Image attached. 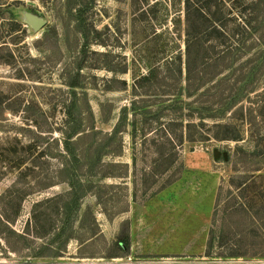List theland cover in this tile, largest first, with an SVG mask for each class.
I'll return each instance as SVG.
<instances>
[{"label":"rangeland","instance_id":"rangeland-1","mask_svg":"<svg viewBox=\"0 0 264 264\" xmlns=\"http://www.w3.org/2000/svg\"><path fill=\"white\" fill-rule=\"evenodd\" d=\"M4 1L0 264H264V25L224 14L186 90L184 0Z\"/></svg>","mask_w":264,"mask_h":264},{"label":"trees","instance_id":"trees-1","mask_svg":"<svg viewBox=\"0 0 264 264\" xmlns=\"http://www.w3.org/2000/svg\"><path fill=\"white\" fill-rule=\"evenodd\" d=\"M232 4H228L227 0H184V10H185V33H186V44H187V58H188V64L186 67V90L190 89L191 87V82H192V74H197V78L198 80H205L208 82L212 81L211 79L221 75L225 69H228L229 66L227 68H223V70L217 72L216 74L209 75V73H207V69L205 68L203 70V66L201 64V69L194 71L193 73V68L191 67V64H189L190 62V56H191V48L193 46H197L198 50L203 47L202 41H201V34L207 33V29L212 28L214 30H212L211 33H220V31H218V29H222V31L225 32V35H227V39L230 40L233 38V36L227 31V29L225 30V28H227V19L224 17V14L226 16V13H229L231 15L236 14L235 13V8H238V10L241 12V14H243L245 19H241L242 24H239V26H241L242 28L248 30H256L258 34H261L262 27L264 25V0H252L250 3H245L243 0H232ZM6 1L4 0H0V5L5 4ZM240 8V9H239ZM227 9V10H225ZM137 12L140 14H144L145 10L144 9H137ZM247 12V14L245 13ZM221 16V18H220ZM239 17V16H238ZM220 18V19H219ZM262 20V21H261ZM256 24V25H254ZM263 24V25H261ZM218 27V28H217ZM238 27V26H237ZM222 35V34H221ZM263 38V37H262ZM261 38V39H262ZM260 38H258L259 41H261ZM263 46H264V42H262ZM204 48V47H203ZM232 48L231 45L228 46V50H230ZM201 62H204L206 67H209L207 65H209V63L205 62L204 60H202ZM181 75L183 74V68L180 71ZM155 73H157L156 68H152L149 69L148 73L145 75H142L139 77L140 80H149L151 76H153ZM203 83H200L198 86H201ZM77 83L73 82L70 83L71 86H78L76 85ZM185 91V90H183ZM174 92V89H173ZM173 94V93H172ZM261 95V93H260ZM264 95V94H263ZM222 96V95H220ZM262 106L261 108L264 109V100L261 101ZM223 106V105H221ZM226 106V105H225ZM237 106V105H236ZM235 106V107H236ZM260 106V105H259ZM227 107H231L230 105H227ZM234 107V108H235ZM236 111H243V108L241 107L239 110L235 109ZM251 111V110H250ZM260 114H262V116L264 117V112L260 111ZM264 120V118H263ZM231 123H227V122H217L213 124V127L218 129L216 135V138L220 139V140H240V136L238 135V131L231 126ZM93 128V127H92ZM87 129H82L79 128L75 131L74 135H70V137L68 138H73L74 136L77 138L80 137H86L89 135L90 132H86ZM80 134V135H79ZM166 160H169L168 158H166ZM245 186V185H244ZM247 188H244L243 191H246ZM258 198L261 202H263V205H261L259 208H257L256 214L259 215L261 210H264V190H262L260 193H258ZM244 196V195H243ZM244 197H247L246 195ZM254 199V197H253ZM258 199H254L253 202H255L256 204L259 203ZM241 209L242 210H246L248 208V206L246 205L245 202H242L241 204ZM254 206L251 205V208H253ZM4 218H6L8 221L10 220H14L11 219L10 217H8L7 215H3ZM34 217H35V213H34ZM208 256H210L208 254Z\"/></svg>","mask_w":264,"mask_h":264},{"label":"water","instance_id":"water-1","mask_svg":"<svg viewBox=\"0 0 264 264\" xmlns=\"http://www.w3.org/2000/svg\"><path fill=\"white\" fill-rule=\"evenodd\" d=\"M24 20L28 25H30L36 31L42 28L46 23V20L44 18L31 12H25ZM216 155L219 154L217 153Z\"/></svg>","mask_w":264,"mask_h":264}]
</instances>
